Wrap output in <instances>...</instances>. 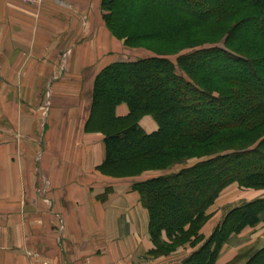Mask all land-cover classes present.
Returning a JSON list of instances; mask_svg holds the SVG:
<instances>
[{
  "label": "crops",
  "instance_id": "1",
  "mask_svg": "<svg viewBox=\"0 0 264 264\" xmlns=\"http://www.w3.org/2000/svg\"><path fill=\"white\" fill-rule=\"evenodd\" d=\"M100 8L101 0H0V264H184L195 250L151 254L148 211L132 186L155 174L98 170L104 135L85 130L92 85L122 49ZM127 112L126 103L115 109ZM139 124L157 127L149 116ZM237 187L211 206L204 237L232 207L264 197L234 196ZM263 246L264 212L227 238L216 264H245Z\"/></svg>",
  "mask_w": 264,
  "mask_h": 264
},
{
  "label": "trees",
  "instance_id": "2",
  "mask_svg": "<svg viewBox=\"0 0 264 264\" xmlns=\"http://www.w3.org/2000/svg\"><path fill=\"white\" fill-rule=\"evenodd\" d=\"M140 3V14H169L177 34L209 24L215 35L222 29L212 23L231 22L224 44L183 55L179 69L161 56L120 60L103 67L93 81L85 130L104 135L105 158L98 166L103 174L125 177L165 167L207 136H215L217 142L234 141L224 148L233 149L229 152L221 150L175 173L133 183L148 211L151 253L160 254L174 242L202 238L199 230L207 219L206 207L228 183L264 187V133L255 146H249L253 129L264 125V0ZM101 8L107 28L117 37L137 25V17L127 12L126 0H101ZM119 102L128 106L124 116L114 112ZM146 113L158 123L152 132L138 123ZM243 140L247 143H240ZM263 212L264 197L233 207L185 264H214L227 237L256 224ZM163 232L171 242L161 239ZM245 264H264V246Z\"/></svg>",
  "mask_w": 264,
  "mask_h": 264
},
{
  "label": "rangeland",
  "instance_id": "3",
  "mask_svg": "<svg viewBox=\"0 0 264 264\" xmlns=\"http://www.w3.org/2000/svg\"><path fill=\"white\" fill-rule=\"evenodd\" d=\"M126 3H127V9H128L127 12H128V14H130L129 16L137 17L136 18L137 25H135L134 30H130L131 32L122 33L121 37L115 36L118 39H120L121 43H122V49H121L119 56L116 58L117 59L116 61H120V60H122V61H127V60L133 61V60H136L139 58L161 56V57H165V58L169 59L170 61H172L174 63V65L176 66V68L179 69L178 61H179V58H181L183 55L192 53L195 50H199L203 47H211V46L217 45V44H220V45L224 44L225 39L227 37L226 28H229V26L231 24V22L225 21L222 19L217 20L214 23H212V24H217V29H219V28L222 29L221 31L217 32L215 35L211 34L209 32V29H210L209 24L208 25L205 24L203 26L196 27V29H193L192 31H189L186 33L181 31L180 34H177L179 32H176L173 30V26H172L173 25V19L170 18L169 14H165V13H157L156 14L155 12L147 14V15L140 14L139 13V7L141 5L140 0H138V3H135V0H126ZM100 10H101V14H102L104 12V10L102 8H100ZM129 34H130V36H129ZM113 62H115V61H113ZM106 65H108V64H106ZM106 65H104L103 67H105ZM92 70L93 69H90V73L92 72ZM95 76H94V78H95ZM91 95H92V92H91ZM121 103H125V102H119L118 104H116L115 108H114V112H115L116 107ZM144 116H149L155 122V124L157 126L156 129L158 128L157 121L155 120V118L150 113L143 114L139 118L138 123L140 122V120ZM253 130H254V133H252L251 134L252 136H250V138H253V139H252V142L249 143V146H251V147L255 146L256 143L260 140L261 136L263 135L264 125L255 127ZM216 138H218V137H216ZM233 142H234L233 140H228V141H223V142L218 140V142H217L215 139V136H209V137L207 136L204 139L196 141L195 145H193V142H192L191 145H193L195 147H190L191 149H188L189 154H187L185 156H181V158H179V159L175 158V159L170 160L167 164H165V167L148 168V169L142 170L140 173L135 174L133 176H125V177L140 176L142 174L143 175L144 174L145 175H147V174L158 175V174H162V173H164V174L165 173L166 174L175 173V172H177L183 168L190 167V166L194 165L195 163H197L203 159H206L208 157L214 156V155L219 154L221 152L225 153V152H229V151L233 150L231 148L224 150V148H226V147H231V145L234 144ZM240 143L246 144L247 141L243 140ZM221 150H223V151H221ZM156 173H158V174H156ZM155 175H153V176H155ZM231 183H237V182L236 181L230 182L227 185H225L223 188H221V190L218 192L217 196L214 198L213 202L206 207L205 213L207 215V219L205 220V222L209 219V217L211 215V212H210L211 206H213V204L215 203V200L219 197V195H221V192ZM237 188L235 190H233L234 196H236V195L241 196L239 194H242V191L264 190V187H248V186H243L240 184H238ZM228 211H227V213H228ZM256 224H254V225H256ZM254 225H251V226H254ZM246 226H249V225H246ZM244 227H242L239 231L232 232V233H238ZM163 234H165V236L168 239V241H165V242H171V238H169L165 232H163L161 234V239H162ZM199 234L202 237L201 239H195V237L192 236L188 240H183V241L181 240L178 243L174 242L173 244H175V245H173V247L167 253H160V254H152L151 253V254L153 256L168 254V253L175 251L178 247H181L185 244L193 247L194 249H197L208 238V237H204L200 233V230H199ZM229 236L227 238H229ZM226 241H227V239L224 241V243ZM219 251L215 257L214 264H216V258L219 254ZM183 263L185 264L184 261H183Z\"/></svg>",
  "mask_w": 264,
  "mask_h": 264
},
{
  "label": "built area",
  "instance_id": "4",
  "mask_svg": "<svg viewBox=\"0 0 264 264\" xmlns=\"http://www.w3.org/2000/svg\"><path fill=\"white\" fill-rule=\"evenodd\" d=\"M21 1L31 2V3H35V4H38V3L42 2V0H21Z\"/></svg>",
  "mask_w": 264,
  "mask_h": 264
}]
</instances>
